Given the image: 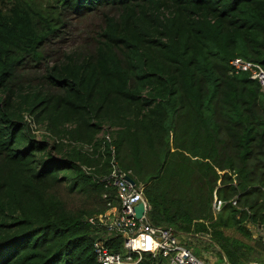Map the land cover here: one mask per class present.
<instances>
[{
  "label": "trees",
  "instance_id": "16d2710c",
  "mask_svg": "<svg viewBox=\"0 0 264 264\" xmlns=\"http://www.w3.org/2000/svg\"><path fill=\"white\" fill-rule=\"evenodd\" d=\"M67 15L103 26L45 65L43 89L20 85ZM235 58L264 69V0H0V264H98L87 220L117 208L111 148L152 226L264 264L247 227L264 225V96ZM214 197L236 206L213 215Z\"/></svg>",
  "mask_w": 264,
  "mask_h": 264
},
{
  "label": "built area",
  "instance_id": "2783aa9c",
  "mask_svg": "<svg viewBox=\"0 0 264 264\" xmlns=\"http://www.w3.org/2000/svg\"><path fill=\"white\" fill-rule=\"evenodd\" d=\"M229 65L234 74H246L251 81L256 82L264 96L262 66L240 58L231 60ZM24 121L32 133L36 134L38 129L33 118L25 115ZM76 146L82 147V150L87 153L93 151L91 145L76 144ZM110 168V174L103 176L101 180L107 187L114 190L117 208L87 220L96 229L92 248L98 264H139L143 253L162 264H215V262H207L203 259L204 256H197L192 250L183 246L173 229L154 227L149 223L147 218L149 206L143 197V189L127 181V174L119 169L115 161L114 148H111ZM139 202L144 203L145 211L141 219H136L135 206ZM228 203L236 206L234 200L224 202L214 197L211 205L213 215H217ZM247 227L254 233L253 237L260 239L264 244V225L258 227L248 225ZM201 236L208 238V242L211 243L208 235H199L194 238L202 239ZM117 237L122 240V252L115 253L105 243Z\"/></svg>",
  "mask_w": 264,
  "mask_h": 264
},
{
  "label": "rangeland",
  "instance_id": "374dc122",
  "mask_svg": "<svg viewBox=\"0 0 264 264\" xmlns=\"http://www.w3.org/2000/svg\"><path fill=\"white\" fill-rule=\"evenodd\" d=\"M64 26L61 29L60 37L56 40H52L49 44L42 47V55L44 60L39 64L31 63L26 65L21 73V79L19 80L20 85H29L30 88L43 89V83H41V78L46 64L52 65L57 60H60L63 53H70L77 48L90 44L92 37L96 35L99 29L103 26L100 17H87V18H77L71 15H67L64 18ZM45 87V85H44ZM36 132L37 140H41L43 135L48 137L47 132H43V127H37ZM228 235L241 239V237L233 232H227ZM254 234V233H253ZM203 237L202 239H195L191 236H184L180 239L183 246L192 250L195 254L199 256H204L203 259L207 260L209 263L222 264L218 259L217 248L208 242V238Z\"/></svg>",
  "mask_w": 264,
  "mask_h": 264
},
{
  "label": "water",
  "instance_id": "95a60500",
  "mask_svg": "<svg viewBox=\"0 0 264 264\" xmlns=\"http://www.w3.org/2000/svg\"><path fill=\"white\" fill-rule=\"evenodd\" d=\"M128 182H130L132 185H135L134 182L130 178H126ZM145 211V205L143 202H139L135 206V218L136 219H141Z\"/></svg>",
  "mask_w": 264,
  "mask_h": 264
},
{
  "label": "crops",
  "instance_id": "0c3cea01",
  "mask_svg": "<svg viewBox=\"0 0 264 264\" xmlns=\"http://www.w3.org/2000/svg\"><path fill=\"white\" fill-rule=\"evenodd\" d=\"M249 229V228H248ZM250 230V229H249ZM252 232V230H250ZM255 238V237H254Z\"/></svg>",
  "mask_w": 264,
  "mask_h": 264
}]
</instances>
